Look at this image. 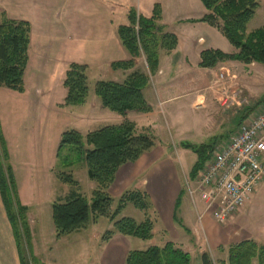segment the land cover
I'll return each instance as SVG.
<instances>
[{
  "label": "crops",
  "instance_id": "obj_1",
  "mask_svg": "<svg viewBox=\"0 0 264 264\" xmlns=\"http://www.w3.org/2000/svg\"><path fill=\"white\" fill-rule=\"evenodd\" d=\"M259 1L257 13L264 11V0ZM157 3L162 9L161 24L166 32L177 37V48L171 53L160 52L159 69L150 75L149 85L143 92L152 110L114 115L102 106L95 93L96 84L103 80L122 83L133 72L146 71L140 69L139 62L128 71H114L111 65L130 59L118 37V28L129 24L130 10L135 9L138 15L151 18ZM3 13L10 19L27 21L31 26L25 89L20 93L0 87V126L19 201L28 208L29 219H38L36 234L45 233L42 219L48 217L52 221L49 230L52 237L56 236L52 206L71 189L56 174L62 129L54 134L49 147L45 143V138L52 136L45 125L48 111L62 115L64 109H71L75 125L72 126L81 134V128L90 125L105 127L129 120L136 124L139 132L155 140L163 124L169 126L170 114L188 138L206 139V144L216 147L238 132L241 118L247 111V108L221 107L211 89L218 75H226L229 85L240 89L248 101L264 98L263 64L226 61L214 68L200 67L203 51L237 52L220 29L200 21L208 13L201 0H0V15ZM73 63L87 66L89 87L93 84L82 106L65 105L64 81ZM146 73L150 74L149 70ZM174 102L175 111L165 109ZM84 132L86 136L93 131L86 129ZM170 149V143L156 140L154 148L138 161L118 170L109 189L111 197L115 194L121 198L135 188L150 201L148 210H152L154 237L148 241V248L171 242L189 253L194 264L199 263L204 253L210 255L214 264H229L228 249L232 245L253 240L264 247V181L226 225L217 224L210 216L200 221L203 203L199 198H191L187 183L193 179L189 176L190 179L183 183ZM69 168L74 175V168ZM22 171L26 174L24 179ZM89 185L94 186L92 181ZM161 217L173 228L172 236L165 229L170 237L159 243L156 234L157 226L161 227L158 223ZM119 238L124 236L117 234L104 243L103 264H126L130 251L142 250L132 249L130 243H123ZM32 253L36 258L34 246ZM0 264H23L1 194Z\"/></svg>",
  "mask_w": 264,
  "mask_h": 264
},
{
  "label": "trees",
  "instance_id": "obj_2",
  "mask_svg": "<svg viewBox=\"0 0 264 264\" xmlns=\"http://www.w3.org/2000/svg\"><path fill=\"white\" fill-rule=\"evenodd\" d=\"M208 13L200 20L220 29L222 34L236 48L235 54L220 50H206L201 54V68H214L221 62L237 61L244 64L264 65V25L249 32L248 26L260 8L259 0H201ZM128 25L118 28V37L130 55L127 61L114 62L111 68L131 70L145 58L149 73L135 71L122 82L99 81L95 93L102 106L111 112L125 116L128 112L148 113L152 110L144 97L149 85L150 75L159 69L160 52L171 53L177 48L178 39L168 33L161 24L162 9L155 4L151 18L138 15L135 9L128 14ZM31 26L27 21L13 20L0 15V87L22 93L25 89V71L29 62ZM87 66L73 63L69 66L64 81L67 89L66 106H82L89 97ZM264 104V98L253 102L241 118L240 124ZM156 145L155 138L139 132L136 124L125 120L119 125H108L99 130L82 135L76 130H67L60 141V149L74 147L81 152L89 179L95 184L91 198L80 192V184L70 173H59L58 178L70 186V192L53 206V224L57 238L87 229L100 217L115 221L114 229L103 236L109 242L115 235L134 237L143 241L152 240L154 225L150 218L142 223L132 218L116 217L127 203L147 213L149 204L140 191L124 194L119 206L112 211L113 198L109 189L115 181L118 170L129 163H135L142 155ZM198 158L190 177L195 179L210 161L215 151L212 144L200 146L186 144ZM9 154L0 126V194L6 208L22 262L26 264L23 241L31 248V233L28 225V208L19 201L18 191ZM179 208V201L177 203ZM229 264H264V247L253 240L232 245L228 249ZM126 264H194L191 255L174 243L152 246L146 250H132L128 253ZM198 264H214L208 253H204Z\"/></svg>",
  "mask_w": 264,
  "mask_h": 264
},
{
  "label": "rangeland",
  "instance_id": "obj_3",
  "mask_svg": "<svg viewBox=\"0 0 264 264\" xmlns=\"http://www.w3.org/2000/svg\"><path fill=\"white\" fill-rule=\"evenodd\" d=\"M263 23H264V11H260L259 13H257L255 18L250 22L248 26V31L251 32L259 28L260 26L263 25ZM138 62L140 63L139 65L140 69L146 70L145 72H147L148 70H147V64L145 58L142 57L141 59H139ZM215 81L218 82V77L217 80ZM89 88L91 89L93 88L92 83H90ZM262 91H264V89ZM216 96L218 101L217 93ZM249 99L251 98L249 97ZM258 100H254V99L250 100L251 105L253 102H257ZM176 102L172 104H168L167 106H165V109L167 108V110L169 111L172 110L175 111L174 105L176 104ZM72 109L74 110L76 108L72 107ZM62 112H63L62 115L60 113L56 114L50 111H48V113L46 114L47 118L45 125L47 124V126L50 129L49 132L52 135L50 137L48 136L47 138H45V143L47 147L51 145L52 141L54 140V139L52 140V137L54 138V134L58 132V130L62 129V131L65 132L67 130L75 129L73 127L75 125L72 124L74 122L73 111L71 109H64ZM112 114L116 115L115 113ZM177 122L178 121L176 120V118L174 119V116L172 117L169 114V126L163 124V127L158 132L159 138H157L156 140L162 141V143H167V142L170 143L171 145L170 153L172 154V157L174 159L176 169L178 170L181 178L183 179V183L185 184V181L187 179H190L189 177L190 172L193 166L195 165L198 156L193 149L185 147L184 145L186 144L188 145V143H190V145L200 146L202 144H206L205 142L206 139L193 140L191 138H188V136L182 131V128L179 127L180 125H178ZM241 125L242 124H240V126ZM103 126L104 125L101 126L97 124L90 125L89 128L86 129H90V131H95ZM81 129H82V134L84 135L85 133L84 130L86 129L85 128H81ZM58 157H59V163L57 166L56 174L65 172L73 175V173L70 171L69 168L72 166L75 170V174L73 175L74 179L79 181L81 186L79 187L80 192L90 199L92 192L95 189V184L92 182L94 186L89 185V183L91 184V181L89 179L88 170L81 152L75 150L74 147H68L63 150L60 149L59 146ZM20 174L22 179L26 177L25 176L26 174H24L23 171L20 172ZM137 191L138 190L133 188L127 191L126 193H133ZM143 195L145 196V194ZM112 198L114 200L112 205V211H115L119 206L120 196H116L115 194H113ZM145 201L149 205L151 204L150 201L146 200V198ZM148 209L146 210L147 216L145 218L146 212L139 210L132 203H127L124 209L122 210V212L116 217V221L122 218H132L136 222L142 223L148 218L151 219L152 210L150 212V210ZM44 216H46V213ZM42 221H43V226L45 227L44 228L45 233L42 232L41 234H36V228H37L36 224L38 223V219L34 220L33 218L30 217L29 219L28 217V225L31 233V240H30L31 248L30 246L29 248L27 247L26 241H23V247H22L24 257L26 259V264H91V263L103 264L102 259L104 253V243H106L103 241L104 238L103 236L106 234L107 231L114 229L115 221H111L109 218L100 217L96 223H92L87 229L60 238H57V236L52 237V234L49 230L50 226H52V221L48 217L43 218ZM158 223L159 226H161L162 228L157 226L156 241L160 243L163 239H168L170 237L167 231H169L170 235L172 236L171 233L173 227H171L169 222L162 217L160 218ZM119 239H121L123 243L124 242L128 244L130 243L132 245V249L145 250L149 246L148 241H143L141 239L134 237L124 236V238H119ZM87 244L88 247L86 249ZM32 246H34V251L37 256L36 258L33 256Z\"/></svg>",
  "mask_w": 264,
  "mask_h": 264
},
{
  "label": "built area",
  "instance_id": "obj_4",
  "mask_svg": "<svg viewBox=\"0 0 264 264\" xmlns=\"http://www.w3.org/2000/svg\"><path fill=\"white\" fill-rule=\"evenodd\" d=\"M221 107L247 108L238 88H232L226 75H218L211 88ZM264 181V104L253 112L227 142L215 147L212 158L200 174L187 183L192 199L199 198L203 212L199 220L210 216L226 225L252 198Z\"/></svg>",
  "mask_w": 264,
  "mask_h": 264
}]
</instances>
